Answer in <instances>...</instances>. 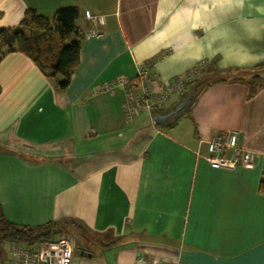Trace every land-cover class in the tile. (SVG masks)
Here are the masks:
<instances>
[{
	"label": "crops",
	"instance_id": "obj_1",
	"mask_svg": "<svg viewBox=\"0 0 264 264\" xmlns=\"http://www.w3.org/2000/svg\"><path fill=\"white\" fill-rule=\"evenodd\" d=\"M68 8L78 9L84 40L65 92L62 77L49 79L25 54L0 64L5 219L75 221L119 240L90 243L92 257L73 264H264V89L249 97L246 83L216 84L171 130L146 113L127 124L124 94H97L144 64L161 83L214 65L252 71L264 64V0H0V29L18 27L28 9L52 20ZM221 132L237 133L253 165L210 167L207 142Z\"/></svg>",
	"mask_w": 264,
	"mask_h": 264
},
{
	"label": "trees",
	"instance_id": "obj_2",
	"mask_svg": "<svg viewBox=\"0 0 264 264\" xmlns=\"http://www.w3.org/2000/svg\"><path fill=\"white\" fill-rule=\"evenodd\" d=\"M79 18L80 13L76 8L59 10L52 20L28 9L18 27L0 29V64L7 54H25L38 65L41 71L48 73L49 79L54 80L58 76L62 77L63 81L58 83L56 88L59 92H65L80 63L84 35L77 27ZM226 82L246 83L250 89L249 97H253L259 90L264 89V64L257 66L252 71L237 70L223 73L217 69L216 65L213 66V69L203 71L202 77L188 84L174 104L165 110L154 113L153 118L155 120L158 117L169 115L182 102L191 98L188 108L173 121L156 126L167 130L175 128L179 121L192 111L205 90ZM259 192L264 195V177L260 182ZM72 233L77 240L76 252H87V249L81 245L80 239L101 249L115 246L119 242L111 233L97 235L75 221L55 222L39 228L18 227L5 219L0 208V249L6 244L33 246L62 236L68 237ZM93 238H97L98 241H102V238L105 241L110 239V242L99 244Z\"/></svg>",
	"mask_w": 264,
	"mask_h": 264
},
{
	"label": "built area",
	"instance_id": "obj_3",
	"mask_svg": "<svg viewBox=\"0 0 264 264\" xmlns=\"http://www.w3.org/2000/svg\"><path fill=\"white\" fill-rule=\"evenodd\" d=\"M201 77V70L195 69L184 77L161 83L156 81L150 65L144 64L137 67L133 79L121 77L106 83L99 88L97 94L123 93V117L125 123L129 124L143 113L153 118L154 113L169 108L174 97H179L188 84ZM207 146L209 154L206 160L214 170L236 171L255 162V155L240 146L235 132L218 133L207 142ZM9 252L12 264H73L77 254L76 242L70 236H62L33 246L14 244ZM139 262L173 264L147 256H141Z\"/></svg>",
	"mask_w": 264,
	"mask_h": 264
},
{
	"label": "rangeland",
	"instance_id": "obj_4",
	"mask_svg": "<svg viewBox=\"0 0 264 264\" xmlns=\"http://www.w3.org/2000/svg\"><path fill=\"white\" fill-rule=\"evenodd\" d=\"M14 146H17L18 147V143L17 142H14ZM19 147H21V146H19ZM59 151L60 150L57 148L55 150H52V149H41V151H36V152L39 153V154H41V155H44L45 154V156H48V155L50 156V154L56 156V155H58ZM70 237H72L75 242L77 241L76 240V237H75V235L73 233L70 235ZM93 239L95 241L99 242V244L100 243L101 244H105V243H109L110 242V239L109 240H106V241L103 238H102V241H98L97 238H93ZM80 242H81V245L83 247H85L86 249L89 248L88 246H90V245H89V243H87V241H83V240L80 239ZM0 264H12L11 263L10 256H9V251L7 249V246H1V249H0Z\"/></svg>",
	"mask_w": 264,
	"mask_h": 264
},
{
	"label": "water",
	"instance_id": "obj_5",
	"mask_svg": "<svg viewBox=\"0 0 264 264\" xmlns=\"http://www.w3.org/2000/svg\"><path fill=\"white\" fill-rule=\"evenodd\" d=\"M190 100L191 98H188L187 100H185L184 102H182L177 108L175 111H173L172 113H170L169 115L165 116V117H158L156 118L154 121H155V124H161V125H164V124H167L171 121H173L175 118H177L180 114H182L189 106L190 104ZM77 255L81 256V257H89L91 258L92 255H89L85 252H80L78 251L77 252Z\"/></svg>",
	"mask_w": 264,
	"mask_h": 264
}]
</instances>
